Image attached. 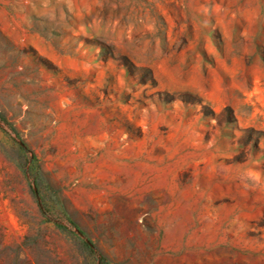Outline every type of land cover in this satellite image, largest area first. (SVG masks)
Returning <instances> with one entry per match:
<instances>
[{
    "label": "rangeland",
    "instance_id": "obj_1",
    "mask_svg": "<svg viewBox=\"0 0 264 264\" xmlns=\"http://www.w3.org/2000/svg\"><path fill=\"white\" fill-rule=\"evenodd\" d=\"M0 264H264V0H0Z\"/></svg>",
    "mask_w": 264,
    "mask_h": 264
}]
</instances>
